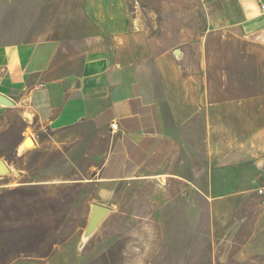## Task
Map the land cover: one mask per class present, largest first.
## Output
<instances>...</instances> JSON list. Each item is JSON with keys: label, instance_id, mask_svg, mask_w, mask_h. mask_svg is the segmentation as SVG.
<instances>
[{"label": "crops", "instance_id": "crops-1", "mask_svg": "<svg viewBox=\"0 0 264 264\" xmlns=\"http://www.w3.org/2000/svg\"><path fill=\"white\" fill-rule=\"evenodd\" d=\"M197 2L196 22L187 10L169 22L165 11L164 28L155 33L109 31V0H99L107 3L99 9L101 35L78 51L47 38L0 46V96L14 102L0 104V116L25 124L20 145L30 139L33 148H50L48 184L72 181L66 166L78 170L73 177L96 172L103 185L131 181L170 145L171 159L181 153L188 176L182 169L156 178L185 180L188 193L203 195L214 213L227 199L247 202L253 181L264 178V94L238 95L222 84L251 82L228 68L251 65L253 46L264 47V0ZM20 145L17 156L31 152ZM6 166L0 180L15 177Z\"/></svg>", "mask_w": 264, "mask_h": 264}, {"label": "rangeland", "instance_id": "rangeland-1", "mask_svg": "<svg viewBox=\"0 0 264 264\" xmlns=\"http://www.w3.org/2000/svg\"><path fill=\"white\" fill-rule=\"evenodd\" d=\"M180 1L109 0V31L158 33L165 11L169 22L179 20L169 17L181 10L196 22L197 0ZM98 2L0 0V46L47 38L78 51L81 43L101 35L99 9L107 3ZM91 6L90 19L86 12ZM251 59V65L247 60L246 66L228 68L237 76L251 75L250 83L238 80L222 87L238 95L264 94V47L254 45ZM24 127L19 116H0V161L15 176L0 180V264H264V197L257 193L264 178L253 181V191L243 196L247 202L230 204L227 199L217 213L211 212L203 195L188 193L185 180L155 177L181 174L182 169L188 176L181 153L174 151L178 157L172 160L166 145L134 180L103 185L96 172L85 176L82 170L73 177L78 170L66 166V178L72 181L52 185L48 182L54 180L45 178L52 170L50 148H33L31 142V152L16 155L21 143L17 136ZM93 204L109 207L111 213L86 235Z\"/></svg>", "mask_w": 264, "mask_h": 264}, {"label": "water", "instance_id": "water-1", "mask_svg": "<svg viewBox=\"0 0 264 264\" xmlns=\"http://www.w3.org/2000/svg\"><path fill=\"white\" fill-rule=\"evenodd\" d=\"M0 104L6 107L14 106V102L5 96H0ZM26 141L32 142L30 139H27ZM8 171L9 170L6 164L0 161V175H5L8 173ZM110 212H111L110 208L106 206L100 204H93L89 224L86 229L87 230L86 235L91 234L101 224V222L109 215Z\"/></svg>", "mask_w": 264, "mask_h": 264}, {"label": "built area", "instance_id": "built-area-1", "mask_svg": "<svg viewBox=\"0 0 264 264\" xmlns=\"http://www.w3.org/2000/svg\"><path fill=\"white\" fill-rule=\"evenodd\" d=\"M261 10H262V13L264 14V5H262V9ZM111 130L113 132H118V130H119V124H118L117 121L116 122H113L111 124ZM257 193H258L259 196L264 197V187L258 188L257 189Z\"/></svg>", "mask_w": 264, "mask_h": 264}, {"label": "bare ground", "instance_id": "bare-ground-1", "mask_svg": "<svg viewBox=\"0 0 264 264\" xmlns=\"http://www.w3.org/2000/svg\"><path fill=\"white\" fill-rule=\"evenodd\" d=\"M31 142H29V145L26 144V142H23L20 146H19V150L23 151L26 148L28 149V147H30ZM32 145V144H31Z\"/></svg>", "mask_w": 264, "mask_h": 264}]
</instances>
